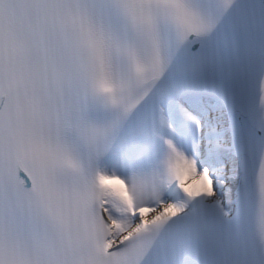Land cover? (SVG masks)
I'll list each match as a JSON object with an SVG mask.
<instances>
[{
  "label": "snow or ice",
  "instance_id": "snow-or-ice-1",
  "mask_svg": "<svg viewBox=\"0 0 264 264\" xmlns=\"http://www.w3.org/2000/svg\"><path fill=\"white\" fill-rule=\"evenodd\" d=\"M0 264H264V0H0Z\"/></svg>",
  "mask_w": 264,
  "mask_h": 264
}]
</instances>
